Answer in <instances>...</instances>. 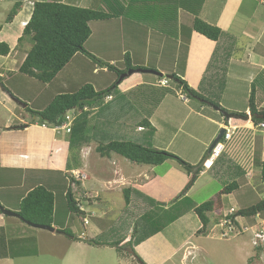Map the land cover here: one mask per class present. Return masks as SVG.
Returning a JSON list of instances; mask_svg holds the SVG:
<instances>
[{
  "label": "crops",
  "instance_id": "1",
  "mask_svg": "<svg viewBox=\"0 0 264 264\" xmlns=\"http://www.w3.org/2000/svg\"><path fill=\"white\" fill-rule=\"evenodd\" d=\"M48 1L91 10L109 9L113 17L107 21L92 22L90 24L92 35L85 44L86 51L103 63L110 64L119 71L131 65L133 67L131 70L148 69L166 76L177 75L198 93L219 103V108L229 114L250 115L252 98L257 111H264V0H222L225 3H221V0H200L203 2L199 13L201 6L199 0H194L196 6H192L191 0H181L184 6L180 8H175L179 2L173 3L174 0H155L160 2L159 11L156 13L162 14L163 25H154L150 20L143 18L144 13L152 12L145 4L147 0H0V10L6 7L4 10L6 13L7 9L10 7L12 9L15 4L23 5L12 23H5L7 16L4 20L0 18V43L7 44L11 49L9 56L0 55L3 61L1 68H5L4 78H1L0 82L3 92L9 95L11 102L15 104H11L10 110L12 118L18 121L0 128V264H17V261H20V264H28L29 261L37 259L42 251L51 252L48 243L51 240L57 242L62 237L72 240L71 242L79 246L101 248L86 243L88 240H95V237L103 236L102 230L96 226H93L90 232L94 237L86 233L75 240L62 233L34 228L21 219L6 216L2 212L4 208L18 214L22 200L36 186H46L50 189L51 186L58 187L62 181L66 182L65 173L70 177L69 171L87 172L85 174L87 181L85 180L81 186L86 202L78 203L79 209L84 212L85 225H90L88 215L107 218L110 211L105 206L115 202L117 198H123V191L127 188L132 189L131 197H134L136 191L159 192L167 186L178 185L179 182L176 183L179 180L178 174L182 175L183 181L180 190L184 189L189 180V175L185 176L180 169L182 167L173 159L167 160L161 166L152 167L133 165L117 154L101 157L96 149L102 139L99 141L97 134L95 140L97 146L84 145L80 148V152H77L80 165L71 169L70 138H59L52 129L48 131L49 128L38 125V118L28 115L27 108L36 104L22 100L21 91L13 89L16 86L13 84L16 78L28 77L20 74L19 70L30 45L25 43L18 48V41L25 29L23 23H28L32 17L34 5ZM181 7L191 11L184 14L185 10ZM242 9L244 15L238 16ZM196 17L222 30L218 42L193 31V21ZM237 21L239 25L234 26ZM116 49L120 50V53L115 52ZM117 54H120L119 59L122 57L121 62L115 57ZM76 60H79L81 65L92 66L93 75L97 77L92 84L96 90H100L101 86L105 89L116 83L117 78L113 70H109L108 67L99 68L93 65L89 56L79 54L55 78V85L58 82L59 88L66 87L60 83L61 77ZM118 63L124 66L117 67ZM103 75L106 76L105 79L100 78ZM168 80L171 79L142 73L125 78L118 86L116 93L118 97L111 95L112 101L107 102L105 99L106 102L102 106L91 110L93 130L97 133L99 130L97 123L102 121L114 125L116 130H119L122 123L124 127L130 126L129 111L132 104L125 102L126 96L136 94V90L143 86L145 88L138 94L139 99L136 101L138 106H135L138 112L134 132L131 134L128 131L124 136L123 134L114 136H119V140H133L142 144L151 140L155 149L178 155L185 162L197 167L205 159L208 154L207 148L218 137V132H221L223 124L229 119L215 106L198 99L191 100L173 81ZM161 81H165L168 87L160 86ZM208 86H216L219 90L209 96L207 95L209 91L206 90ZM60 94L62 92L58 95ZM14 99L27 103V106H23V102V105L18 104ZM200 118L208 125L203 124L199 136H195L198 132L195 125L200 123ZM142 119L149 120L155 130L138 128V123ZM230 121L237 127L234 139L227 144L226 150L210 168L202 167L203 171L195 185L199 179L210 173L211 179L217 175H229L237 168L236 163L240 164L241 171L242 169L245 171L243 179L239 177L241 180L237 181L240 187L227 197L231 210L238 212L256 205L258 193L264 201V183L260 179L259 169L255 166L256 161L264 163V131L255 130L251 118L249 121L239 119ZM180 122L183 123L182 126L189 125L190 122L194 125L192 131L189 129L192 141L187 143L186 152L174 151L171 148V141L179 133L176 125ZM206 126H210V129L204 131ZM105 133L103 139H114L109 132L107 135ZM43 174L54 176L53 180L49 178V182L52 181L50 185L42 181ZM86 184H89L88 187ZM195 185L184 198L190 196ZM174 197L176 196L171 193V196H167V202L170 204L174 202ZM134 201H131L130 206ZM135 204L145 206L141 199L136 200ZM97 209L101 211L98 213ZM230 211H225L223 217ZM69 215L72 216L70 213ZM180 215L162 231L146 236L141 242H136L135 234L133 250L128 247L126 250L122 249L125 251L123 253H133L149 241L159 238L158 240L166 242L167 246L171 247L172 252L167 257L159 259L155 257L158 251H141L139 256L145 264H175L172 262L179 256L180 264H222L228 249L214 248L211 253L203 248L200 244L203 235H198L202 227L198 217L193 211ZM237 217L247 228L264 226V211L250 218ZM249 221H253V224ZM115 222L121 223L117 219ZM130 223L134 230L137 223L133 224V221ZM118 226L119 224L116 227ZM132 233L133 231L129 236ZM247 234L249 240L237 241L234 247V253L241 259L240 264H264V248H254L251 244V233L242 236ZM243 237L238 238L243 240ZM232 252L233 250L230 253ZM212 255L214 258H211Z\"/></svg>",
  "mask_w": 264,
  "mask_h": 264
},
{
  "label": "trees",
  "instance_id": "2",
  "mask_svg": "<svg viewBox=\"0 0 264 264\" xmlns=\"http://www.w3.org/2000/svg\"><path fill=\"white\" fill-rule=\"evenodd\" d=\"M22 8L23 5L21 3L15 4L9 12L5 23H12L15 17L21 12ZM195 10L196 9H194L193 12H195ZM112 17L113 14L106 12L105 9L91 10L67 5L61 2L48 1L36 3L34 5L32 17L24 29L23 36L18 41V48L25 43L30 45V49L27 51V56L19 70L21 74L34 78L44 84H50L68 65H70L77 55L86 54L91 58L93 65L95 64L103 68L104 65H107L106 67H108L109 70H113L115 77L117 78V81L113 86H109L103 90H96L91 83H86V85L82 86L80 90L74 93H62L57 95L48 107L42 110L32 111L30 108H27L28 111H32L31 113L33 116L38 118V125L42 126L47 122L49 128L61 126L64 123L65 115L68 111L77 109L84 114L85 108L92 110L97 106H102L108 96L116 95L118 97L116 93L118 86L121 84L118 82V79L128 73L133 67L127 65L126 69L119 71L112 65L103 63L96 57L92 56L85 49V44L92 35L90 24L96 21H107ZM192 28L194 32H197L214 42H218L222 35V30L220 28L207 23L199 17L194 19ZM10 53V47L5 43H0V55L9 56ZM174 77L175 80H168V82L173 81V83H175L177 87L188 96V98L198 99L203 103H209L212 106L219 107V103L209 100L204 95L198 93L191 88L187 82L177 77V75H174ZM249 116L254 124L264 121V111H257L253 98ZM260 117L263 118L261 119ZM85 121H87V115L82 116L76 122L70 133L69 166L71 169L76 166L79 167L81 161L79 162L78 153L80 152V148L86 145L89 140L83 133V128H85L86 124ZM137 127L152 131L155 130L147 119H142ZM96 150L101 157H108L112 154H117L137 166L157 167L161 166L169 159L176 160L189 175V180L183 189L180 198L185 197L188 194L203 171V169H200L198 173L193 174L192 169L194 167L180 157L133 140L114 139L107 143L101 141L98 143ZM74 152L78 153L76 154ZM255 163V166L261 169V180L264 183V163H260L259 161H256ZM65 179L69 182V177L66 173ZM71 180L73 183L75 182L73 179ZM239 187L240 185L238 182H232L224 187L215 198L192 208V211L198 217L202 225L198 235L208 236L210 233V226L213 224L214 226L217 225L223 218L224 212L231 210L227 197L237 191ZM131 193V188H127L123 191L127 206H130L131 204ZM67 198H69L70 202L69 213L83 217L84 212L76 207L74 202L75 197L71 191L67 194ZM53 210V193L48 190L46 186H38L29 192L22 200L18 208V214L25 223L30 222L35 225L49 226L52 225L51 220L53 221ZM262 211H264V201H261L251 208L234 212L232 218L237 216L250 218ZM180 214L181 213H178L172 218H169V220L163 221L165 216L162 218L161 214H155L154 216L152 213H149L147 215L148 217H145V215L142 218V223L137 224V227L133 230V234L130 237L123 238L115 243H99L95 240H88L86 243L101 247H108V245H110L112 247H117L118 250H122L125 246L127 248L130 246L133 250L135 234L139 235L144 229V225L147 227L146 232L143 234L146 238V236H150V234L162 231L167 224L173 222L177 217H180ZM68 235L70 234L68 233ZM136 242H141V240L137 239ZM139 260L141 264H145L141 259Z\"/></svg>",
  "mask_w": 264,
  "mask_h": 264
},
{
  "label": "rangeland",
  "instance_id": "3",
  "mask_svg": "<svg viewBox=\"0 0 264 264\" xmlns=\"http://www.w3.org/2000/svg\"><path fill=\"white\" fill-rule=\"evenodd\" d=\"M175 2L176 3L179 2L178 5L175 6V8H178V7L180 8V6H184L181 0H174L173 3ZM202 2L203 1L199 2V5L201 6L199 7L198 13L200 12L202 8ZM221 3H225V2L224 1L222 2L221 0ZM145 4L148 6V9H150L152 12L144 13L143 18H145L146 20H150L152 24L154 25L155 24L163 25L164 22L161 20L162 14L158 15V13H156V11H159L160 2L155 1V0H147ZM191 4L192 6H196L194 4V0H191ZM147 6L144 7V9H146ZM5 8L6 7H3L0 10V18H2L1 20H4L5 16H8L9 12L11 11V7H10V9H7L8 12L6 13V11H4ZM183 9L185 10L184 14L186 12H190L189 10L185 8ZM105 11L110 13L109 9H105ZM175 13H176V10L173 11V14ZM243 15H244V10L242 9L238 12V16H243ZM238 25L239 23L237 21L234 24V26H238ZM151 26L153 27V25ZM115 52L120 53V50L116 49ZM115 57L117 58L119 62L123 60L122 57L121 59H119L120 54L115 55ZM2 63L3 61L0 59V73L3 74V72H5V68L3 69L1 68ZM122 65L123 64L118 63L117 67H120ZM106 66L107 65H104V68ZM98 67L101 68L100 66ZM93 71L94 70L92 66L81 65L79 60H76V62H74L71 66L67 68L66 72L63 73L61 77L60 83L62 85H65L66 86L65 88L63 87L59 88L58 82H56V85H55V79L50 84H44L43 82L34 80V78L31 79V77L30 78L25 77L24 79H22V76H20L21 78H16L15 80L13 78V80L15 81L13 82V84L15 83L16 86H14L15 88L13 87L12 88L15 89L17 92L18 90L21 91L20 93L22 94L21 95L22 100H27L30 102V104L32 103L36 104L34 106L30 105V109L32 111L39 110L38 108L40 107L41 108H46V106L48 107V105L53 101V99L61 92L62 93H74L80 90V88L86 85V83L93 84V80L97 78L95 75H93ZM23 76H26V75H23ZM105 77H106L105 75L100 76V78L102 79L103 78L105 79ZM119 80L120 79H118V82ZM66 81L68 82V84ZM1 84L2 83H0V128L6 124L18 123L16 118H12V111L10 110L11 104L12 105H15V104L14 102H11L12 100L11 98H9V95L3 92V88L1 87ZM144 88L145 87L141 86L136 90V94L126 96L125 102H130L132 104L130 111H129V116L131 120H130V123H128V125L131 124L130 126L124 127L122 123V126L119 128V130H116L114 129V125H108L102 121L101 123H97L99 130L97 131V133H95V130H93V125H92L91 117H90L91 110L89 109L84 114L78 115L75 123L73 124V127L82 116L87 115V121H85L86 122L85 128H83L84 129L83 133L85 134L87 139H89L86 146H89V147L97 146V143L95 141L96 134L97 136H99L98 138L99 141H101L102 139V141L105 143L111 140L106 139V138L103 139L104 132H106L105 133L106 135L108 134L107 132H109V134L113 135V138L116 140L120 139L119 138V136H121L120 134H123L124 136L128 131H130L132 134V132H134L135 130L134 125L136 123V120H135L136 113L138 112V108L135 107L136 105L138 106V103H136V101L139 99L138 94H141V91ZM103 89H104V86H101L100 90H103ZM206 90L209 91L207 95L211 96V93L218 92L219 89L216 86H213V87L208 86ZM24 104L27 105V103H24ZM32 111H27L30 117L33 116V114L31 113ZM182 124L183 123L180 122L178 125H176L179 130V133H178V136L173 141H171V148H173L174 151L186 152L187 143L192 141L190 140L189 132L192 131L191 129L194 128V125L191 122L189 123V125L187 124L185 126H182ZM203 124H204V121L202 118H200V123L198 125H195V128L196 126L198 128V132H196L195 136H199V133H200L199 130L202 129L201 127L203 126ZM204 125H208V124L205 123ZM209 127L210 126H206L204 128V131L206 129H210ZM48 131H50V128L48 129ZM117 131H119V133ZM219 133L220 131L218 132V135ZM67 134L68 133L66 131H62L57 136L62 139H68L70 138V135H67ZM118 134L119 136H114ZM137 134L140 135L139 133ZM143 144L147 146H152V147L155 146L154 142L151 140L144 141ZM209 148H210V145L207 148V151L209 150ZM244 162L246 161L244 160ZM236 167L237 168L234 169L232 173H229V175H226V174L222 176L217 175L213 179H211L210 175L212 174L210 173L202 177L201 179H199L198 183L195 185V188L193 189V191L191 192L188 198H184V197L180 198L182 191H183L182 189L180 190L181 184L183 182L181 179L182 178L181 174H178L179 178L177 177L179 179L176 182V183L179 182L178 185L173 184V186H167L166 188L162 189L159 192L153 191L150 193V192H144V191H136L135 192L136 194H134V197H131V201H134V199L136 200L141 199V201L145 202V206L142 204H138L136 206L135 204L136 200L133 202L132 206H127L124 197L121 199L117 198L115 202L110 203V205L108 206H105V208L110 211V214L108 215L107 218H104V217L100 218L99 216L91 217L90 215H88V222L90 223V225H85L84 220H83L84 216L79 217L77 214H72V216L69 215L70 202H69V198H67V194L71 191L72 194L75 195L74 202H75L76 207H78V203L86 202L84 201L85 194L83 190L81 189L82 188L81 186L85 180L87 181V178L85 177L82 180H74L75 181L74 183L72 182V180H69V182L62 181V184L58 187L51 186L52 189L47 187V189L50 190L54 195L53 221L51 220L52 225H49V226L54 227L58 231L61 230L60 233H62V235L64 236H67L69 233L71 236L68 235L67 237L74 238L75 240H77L79 236H83L82 234H86V233L89 236L94 237L93 233L90 234V232L93 229V226H96L102 230L103 236L95 237V241L99 243H105V242L115 243L116 241H119L122 238L130 237L129 234H131V231H133V227H132L133 225H131L130 223L131 221H133V224L134 223L140 224L143 222L142 218L145 215H146L145 217H148L147 215L149 213H152V215L154 216L155 214L156 215L161 214L162 218L163 216H165V218H163V221L164 220L167 221L169 220V218H172L174 215L178 213H191L193 207L200 205L203 202L209 201L212 198H215L216 195L224 187H226L232 182H235V181L237 182L240 179L239 177L244 176L245 171L243 169L241 171L240 164L236 163ZM180 169L183 171L185 176H188V174L183 168H180ZM257 169H259V174H260V179H261V169L260 168H257ZM70 173L71 172L69 171L68 175H70ZM81 173L85 176L87 172L81 171ZM157 174H161V173H157ZM41 178H42V181L44 180L45 184L50 185L52 181L49 182V178L53 180L54 176H48V174H43ZM241 179H243V177ZM255 179L256 177H254V180ZM88 185L89 184H86L87 187ZM171 193L173 196H176V197H174L175 201L170 204L167 202L168 201L167 196H171ZM256 198H257L258 203L262 201L261 195L259 196V193ZM77 200H79V202ZM96 211L99 213L101 210L97 209ZM66 218H67V221H66ZM116 219L121 221V223L115 222ZM249 223L253 224V221H249ZM117 224H119L118 227H116ZM130 227L132 228V230H130ZM146 229L147 227H145L144 225V229L142 230V232L139 235L137 234V239L145 240V237L143 234L146 232ZM217 234L218 232L217 230H215L214 224L211 225L208 238H206V236L204 235L201 238V241H200L201 246L207 249L208 251H210L211 253H213L214 248H227L228 254L224 256L225 260H223L222 264H240L241 259L239 258V256H236V253H234L235 243H237V241H248L249 240L248 234L245 235L244 237L241 236V238L243 237V240H240L241 238H238L240 236L234 237L232 239L231 238L219 239L217 237ZM158 239L159 238L149 241V243H147L141 249H137V251H134L133 253L128 252V254L126 253L124 254L123 253L125 252L124 250L127 249L126 246L125 248H123L124 250H118L117 247H112L110 245H108V247L102 246L103 248L102 247L101 248L91 247V246L89 247L79 246L71 242L72 240L66 237H62L61 239H58L57 242H54L53 240H51L48 243V245H50V248L52 249L51 252L46 251V250L42 251L41 255L37 259L29 261L28 264H140L139 255L141 254V251L142 252H145L148 250L150 252L158 251L155 257H158L159 259L167 257L168 254L172 252L171 247L167 246L166 242L164 243ZM128 247L131 248L130 246ZM231 249L233 250L232 253H230L232 251ZM180 257L181 256L177 257L172 263L180 264ZM211 258H214L213 255ZM213 261L214 259L211 260V262ZM16 263L20 264L21 262L17 261Z\"/></svg>",
  "mask_w": 264,
  "mask_h": 264
},
{
  "label": "built area",
  "instance_id": "4",
  "mask_svg": "<svg viewBox=\"0 0 264 264\" xmlns=\"http://www.w3.org/2000/svg\"><path fill=\"white\" fill-rule=\"evenodd\" d=\"M23 25L26 26L27 23H23ZM0 78H4V75L2 73H0ZM160 86L168 87V84L165 81H161ZM112 100L113 98L111 96H108L106 98L107 102ZM88 110H89L88 108L84 109L85 112ZM81 114L82 112H79L77 109H72L68 111L65 115L64 123L61 126H54L52 128L53 132L56 134H60L62 131L71 133L73 124L75 123L77 116ZM42 127L48 128L49 125L46 122L42 125ZM253 128L255 130L264 131V121L258 124H254ZM223 129H225L223 138L210 153L209 158L207 159L205 164L206 168H210L218 160V158L222 155V153L226 150L227 144L234 139L237 127L232 124V121L228 120L225 124H223ZM84 178L85 176L81 173V171H72L70 173L69 180L71 179L82 180ZM232 213L233 211H231L230 214H226L225 217L221 219L217 225L214 226L215 230H217L218 232L217 237L219 239L233 238V237L241 236L248 231H251L252 233L251 241L253 246L255 248H264V226H259V227L255 226V227L247 228L243 224L236 222V220L231 216ZM86 224H88L87 221Z\"/></svg>",
  "mask_w": 264,
  "mask_h": 264
},
{
  "label": "water",
  "instance_id": "5",
  "mask_svg": "<svg viewBox=\"0 0 264 264\" xmlns=\"http://www.w3.org/2000/svg\"><path fill=\"white\" fill-rule=\"evenodd\" d=\"M135 73H142V74H154V75H157L161 78L163 77H166L168 79H174L175 77L174 76H170V75H164L163 73L161 72H158V71H154V70H148V69H139V70H130L128 71V73L124 74L119 82H122L125 78L135 74ZM18 104H22V102L19 100V99H14ZM23 106H27L26 104H24ZM216 109L220 110L222 112L223 115H225V117L227 119H239V120H244V121H249L250 120V116L247 115V116H244V115H235V114H229L228 112L224 111V110H221L219 107H215ZM261 119L263 117H260ZM225 133V129H222L220 134L218 135V137L211 143L210 145V148L208 150V154L207 156L205 157V159L202 161V163L197 166V167H194L193 168V173L195 174L198 170L202 169V167L205 165L210 153L213 151V149L217 146V144L221 141L223 135ZM2 212L6 215V216H10V217H17L19 219L22 220L21 216L17 213H14L12 211H9V210H6L4 208H2ZM28 225L34 227V228H37V229H41V230H46V231H49V232H52V233H60V231L56 230L54 227L52 226H44V225H35V224H31L30 222H26Z\"/></svg>",
  "mask_w": 264,
  "mask_h": 264
},
{
  "label": "clouds",
  "instance_id": "6",
  "mask_svg": "<svg viewBox=\"0 0 264 264\" xmlns=\"http://www.w3.org/2000/svg\"><path fill=\"white\" fill-rule=\"evenodd\" d=\"M27 24H28V23H27ZM26 26H27V25H26ZM26 26H24V27H26ZM0 79H1V78H0ZM48 128H49V127H48ZM50 129H52V128H50ZM222 138H223V137H222ZM208 158H209V157H208ZM205 164H206V163H205ZM204 166H205V165H204ZM231 211H233V213H232V215H233L235 211H234V210H231ZM231 211H230V212H231ZM230 212H228L227 214H230ZM232 215H231V216H232ZM223 218H224V217H223ZM223 218H222V219H223ZM234 219L236 220V222L240 223V222L238 221V220H239L238 217H234ZM236 224H237V223H236ZM245 227H246V226H245ZM248 228H249V227H248ZM249 232L251 233V231H248V232H246V233H249ZM246 233H245V234H246ZM241 236H242V235H241ZM251 236H252V233H251ZM233 238H234V237H233ZM231 239H232V238H231ZM251 239H252V237H251ZM251 242H252V241H251ZM252 245H253V244H252ZM253 247H254V246H253ZM254 248H255V247H254Z\"/></svg>",
  "mask_w": 264,
  "mask_h": 264
}]
</instances>
